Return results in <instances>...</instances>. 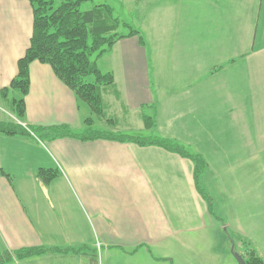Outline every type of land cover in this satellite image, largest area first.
<instances>
[{
	"label": "crops",
	"instance_id": "1",
	"mask_svg": "<svg viewBox=\"0 0 264 264\" xmlns=\"http://www.w3.org/2000/svg\"><path fill=\"white\" fill-rule=\"evenodd\" d=\"M99 2L131 17L145 41L123 39L111 50L121 57L115 69L105 66L115 80L103 93L105 130L146 132L200 155L201 188L224 195L233 219L225 215L223 227L264 260V138L257 143L256 135L264 131V0ZM33 19L28 1L0 0V122L15 119L1 91L30 47ZM25 103L27 129L86 127L89 110L49 65L31 64ZM144 116L155 118V129ZM47 167L63 186L43 185L38 173ZM199 197L193 162L159 147L0 135V252L83 250L9 264H172L193 240L209 239ZM254 200L263 205L257 211ZM159 249L168 255L154 257Z\"/></svg>",
	"mask_w": 264,
	"mask_h": 264
},
{
	"label": "trees",
	"instance_id": "2",
	"mask_svg": "<svg viewBox=\"0 0 264 264\" xmlns=\"http://www.w3.org/2000/svg\"><path fill=\"white\" fill-rule=\"evenodd\" d=\"M33 9V33L30 47L25 56L18 62L17 76L10 86L1 91L8 99L13 109L14 120L0 122V135L7 137L32 136L41 141L57 139H75L83 142L105 140L120 144L132 143L141 147L155 146L182 158L189 159L194 164V181L199 194L207 201L209 212L213 213L212 202L200 185L201 175L206 167V161L200 155H193L186 149L168 138L135 134H125L114 131H92L96 119L105 118L103 93L115 84L111 73L104 74L99 70L97 61L91 62L90 57L99 53L98 58L112 50L121 40L138 38L144 45V37L131 23L116 16L115 10L107 4L94 5L88 11H82L84 3L95 0H63L61 5L54 7V0H25ZM121 29L127 33H121ZM34 62L49 65L56 77L74 94L77 106L87 107L90 117L84 121L86 130L75 133L67 126L51 128H25L22 126L26 115L25 99L30 89V66ZM93 77V81H87ZM112 122L110 119L107 120ZM19 122V123H18ZM147 130L156 127L154 117L144 116ZM52 170L40 169L38 177L45 185L59 176L51 174ZM45 175L44 177H42ZM43 178V179H42ZM230 239H233L230 237ZM241 246L243 252H238L246 264H264V260L247 242L232 241L231 245ZM81 249L61 250L59 248H26L15 252H0V264L39 257L56 252L81 253Z\"/></svg>",
	"mask_w": 264,
	"mask_h": 264
},
{
	"label": "rangeland",
	"instance_id": "3",
	"mask_svg": "<svg viewBox=\"0 0 264 264\" xmlns=\"http://www.w3.org/2000/svg\"><path fill=\"white\" fill-rule=\"evenodd\" d=\"M100 0H95L94 2H87L84 3L81 7L82 11H88L90 10L94 5H98ZM54 7L57 8L61 5V3L63 2V0H54ZM116 16H118V14H116ZM119 18L121 20L127 21L128 23L133 24V26H135L137 28V24H135L134 20H130L128 18H131L129 16H126L124 18V16H119ZM121 33H127V30L125 29H121ZM119 49H117L116 51L118 52ZM112 51H108L106 53H104V55L102 57H97L99 53H94L91 57L90 60L91 62L97 61V65L99 67V70L101 72H103L104 74H106L107 72L105 71V66H108V64H110V66H113V69H115V64L118 65L116 63V61H118L120 59V53L115 52V50L111 53ZM108 56H111L110 59H108ZM150 52H149V58H150ZM110 69V68H109ZM87 81H93V77H89L87 79ZM13 99V95H9L8 97V101H6L7 103H10ZM85 110H88L87 107H85ZM84 110L81 112V114H84ZM7 117V116H6ZM10 120H14L11 116H9ZM86 117H90V111H88V116ZM86 119V118H85ZM87 128L85 127L84 130H82L81 132L83 133ZM92 131H106L104 123L99 120L96 119L94 126L92 127ZM138 133V132H137ZM160 135H162L160 132H157ZM182 134V132H181ZM256 135H257V143L260 142V140H262L264 138V131L263 130H257L256 131ZM141 136L143 137H149V134H146V132H142ZM47 143V142H45ZM260 145V144H259ZM261 146V145H260ZM262 149H264L263 146H261ZM48 156L52 157L50 151L48 150ZM53 158V157H52ZM50 162V161H49ZM49 162L47 165H49ZM45 170H52V172H50L51 174H56L55 172H57V169L55 167L53 168H45ZM58 173V172H57ZM45 175H43L42 177H44ZM43 179V178H42ZM43 183V182H42ZM43 185H45L43 183ZM49 185H60L63 186V181L60 178H55L53 179L50 183L46 184L45 186H49ZM202 186V185H201ZM203 187V186H202ZM257 188L260 186H256ZM203 189L205 190V188L203 187ZM206 192V191H205ZM207 196L210 197L211 202H212V208H213V213L209 212V206L207 201L199 194V198L200 200H203L204 204L206 205L207 209V220H208V227L210 232L208 233L209 239H206L205 243H199V242H194L193 240V248L191 249V253H189L186 257H182L178 254H175L176 258H173V263L172 264H237L236 260L234 259L233 255L231 254V249H232V245H231V240L239 242L237 240V237L234 234L233 229H227L224 228L223 226L226 225L227 222H230L228 219L225 218V215H227V217L231 220H233L230 217V214H228V210L226 207V202H225V196L220 194L218 192V190L211 188L209 190V192H206ZM264 204V203H263ZM254 209L257 211L258 209H260L263 205L258 204V201L254 200ZM253 208V207H252ZM243 215L248 213V206H245L243 208ZM218 215H220V217H218ZM261 215H264V206L263 209L261 210ZM224 218V219H221ZM233 228V227H232ZM228 230V231H227ZM222 236V238L224 239V242L221 241L222 238H220V235ZM218 236V238H217ZM230 237H232L233 239H230ZM237 251L238 252H243V249L241 246H237ZM155 254L153 255L154 257H156V255L159 256V258L162 257H166L165 255H168L167 252L162 251L161 249L157 250L154 252ZM160 264H171V261L168 260H159ZM100 264V263H99ZM138 264H148L147 262H143L142 260L138 262ZM151 264H157L155 261H152Z\"/></svg>",
	"mask_w": 264,
	"mask_h": 264
},
{
	"label": "water",
	"instance_id": "4",
	"mask_svg": "<svg viewBox=\"0 0 264 264\" xmlns=\"http://www.w3.org/2000/svg\"><path fill=\"white\" fill-rule=\"evenodd\" d=\"M231 254L233 255L234 259L236 260L237 264H246L243 257L235 251V244H232Z\"/></svg>",
	"mask_w": 264,
	"mask_h": 264
}]
</instances>
